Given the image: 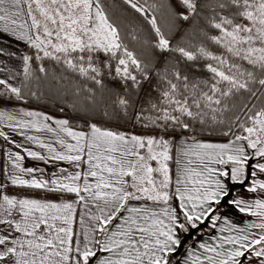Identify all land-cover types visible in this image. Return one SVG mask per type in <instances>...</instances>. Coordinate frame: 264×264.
<instances>
[{
    "label": "snow or ice",
    "instance_id": "snow-or-ice-1",
    "mask_svg": "<svg viewBox=\"0 0 264 264\" xmlns=\"http://www.w3.org/2000/svg\"><path fill=\"white\" fill-rule=\"evenodd\" d=\"M201 20L173 43L181 22ZM5 36L34 51L20 57L19 86L0 79V102L25 101V82L46 77L49 59L72 74L59 78L71 86L62 90L89 119L79 128L37 110L0 109V125L41 149L17 145L28 157L73 168L45 178L9 151L0 264H242L253 256L264 264V179L255 178L264 176V0H0V43ZM156 51L168 54L163 64L147 55ZM5 54L15 55L0 47ZM200 67L206 77L196 75ZM96 116L143 134L92 122ZM0 138L16 143L3 130ZM250 160L257 163L249 173ZM249 175L246 190L257 196L229 200V183ZM10 185L44 195H10ZM224 203L257 220L234 223L221 214ZM192 232L201 239L187 245Z\"/></svg>",
    "mask_w": 264,
    "mask_h": 264
},
{
    "label": "crops",
    "instance_id": "crops-1",
    "mask_svg": "<svg viewBox=\"0 0 264 264\" xmlns=\"http://www.w3.org/2000/svg\"><path fill=\"white\" fill-rule=\"evenodd\" d=\"M26 42L23 41H17L15 38L9 39L7 36H5L2 40V43H0V47H5L8 52L15 53V55H0V79H7L9 83L13 84L14 86H19L21 83V76L22 75H15L16 73L22 72V61L20 59L21 55L26 54L27 49ZM25 110H37L44 112L46 114H49L55 118H66L65 115L53 112L50 110H46L43 108L31 106L29 104L19 102L16 100L11 101H3L0 102V109H7L9 111L18 112L20 109ZM0 130L6 131L9 134L10 140L15 141L16 143L13 144L9 141H5L3 138H0V181H4L6 179L7 174L12 170L11 169V162L8 160V153L20 151L22 155H24V160L21 162L24 167H32V168H40L44 170V176L47 178L51 173L57 172L58 168H67L69 171H73L72 166L66 162V161H57L55 163L52 162H46V161H39L34 158L28 157L22 150V148L17 147V145H23L25 147H30L33 150L41 151L38 145H33L31 142L27 141L24 136H21L19 132H12L7 127L0 125ZM26 135H37L36 131L34 129H25L24 130ZM42 138L45 139H51V134H41ZM179 139V137H178ZM177 139V140H178ZM201 139L205 140H213L222 142L225 141L228 138H211V137H201ZM264 162V161H261ZM257 163V160H254L253 162V169L255 168V164ZM255 178L264 179V176H260L259 174ZM253 179V177H251ZM250 182L246 185L245 189H236L235 193L233 195V199L237 197H242L244 199H252L253 197L257 196L255 193H249L246 189L250 185ZM7 193L10 195H19V196H42L44 193L33 190V189H27V188H21L18 186H9L7 189ZM50 198L56 199L57 197L51 196ZM68 199H74L73 196H68ZM221 214H227L229 218L234 222L237 223L240 226H245L248 222L252 220H257L256 217L251 216L250 214L246 213H239L236 209L233 207L228 206H222L221 205ZM258 222V221H257ZM205 234V237L209 232L212 230L207 226L206 228L200 230ZM258 231V230H253ZM201 236L199 233L195 234L194 238L191 239L187 245H193L196 243L197 240H200ZM186 245V246H187ZM184 255V250L179 254L180 257ZM177 257H174L173 259H176ZM242 259V264H257V258L254 256L250 260H244Z\"/></svg>",
    "mask_w": 264,
    "mask_h": 264
},
{
    "label": "trees",
    "instance_id": "trees-1",
    "mask_svg": "<svg viewBox=\"0 0 264 264\" xmlns=\"http://www.w3.org/2000/svg\"><path fill=\"white\" fill-rule=\"evenodd\" d=\"M106 2L109 5L112 4H119V0H106ZM178 10L183 11V9L178 8ZM114 11L116 12L117 16H126L129 21H131L134 25H142L143 21L139 17L138 14H135L132 12L131 9H127L126 12L121 11L120 8H115ZM181 29L180 31H177L173 34V43H176L181 40V37L184 35V33L191 32L192 30L198 29L199 27L203 26V21H190V22H181ZM144 27H147L144 25ZM130 47L138 48L137 45L130 44ZM33 49H31L29 46H27L26 54L32 55ZM147 55L149 58H154L158 65L163 64L167 57V53H160L158 51L156 52H148ZM40 63L39 61L33 62V67L36 66V64ZM45 67L48 69V75L45 77L43 74L40 75V80L37 81L35 79H32L31 81L25 82L27 84V87L23 89V92L25 94V101H19L26 104H29L31 106L43 108L46 110H50L53 112H57L60 114L65 115L70 123L75 127L79 126V128H86V121L89 119L88 115L80 110H74L71 107L72 99L70 96L64 95V91L62 90V85L64 88L70 89V85L67 84V79L64 81H60V77L70 78L72 74L70 72H67L62 65L57 64L55 61L45 59L43 61ZM203 62H201L202 64ZM196 75L200 77H206L208 73L205 69L202 67L199 68L198 71H196ZM21 81H23V76H21ZM105 84L110 89H120V85L118 82H114L109 78H105ZM91 86V85H90ZM1 87V91H3V86ZM149 86L148 84H145V90H148ZM122 91V89H120ZM31 92H36L39 99L35 97L30 96ZM14 100V99H13ZM252 103L260 104V100L253 99ZM63 109V111H61ZM92 122H98L101 124H105V126L110 128H116L124 131H133L138 134H142L143 130L139 127H132L131 122L125 123L123 121L116 123H105L99 116H96ZM179 136L176 138L178 139ZM202 137H211V138H227L220 135H207L205 134ZM173 155L175 156V149L173 150ZM170 167H172L173 172L175 171V164L170 163ZM174 258V257H173Z\"/></svg>",
    "mask_w": 264,
    "mask_h": 264
},
{
    "label": "water",
    "instance_id": "water-1",
    "mask_svg": "<svg viewBox=\"0 0 264 264\" xmlns=\"http://www.w3.org/2000/svg\"><path fill=\"white\" fill-rule=\"evenodd\" d=\"M253 162L254 160H250L249 164H250V167H249V173L252 171L253 169ZM250 179H251V176L249 175V178L247 180H245L244 184H239V183H235V182H232V183H229V188L231 189V196L229 197V200L233 197L234 193H235V190L236 189H245L246 188V185L250 182ZM222 206H228V207H231L230 204H227V203H224L222 204ZM208 225L207 223H205L204 225H201V229H204L206 228ZM191 231V230H190ZM195 234H197V232H192V234L187 238V243L194 238ZM183 251V249H181L180 253Z\"/></svg>",
    "mask_w": 264,
    "mask_h": 264
},
{
    "label": "rangeland",
    "instance_id": "rangeland-1",
    "mask_svg": "<svg viewBox=\"0 0 264 264\" xmlns=\"http://www.w3.org/2000/svg\"><path fill=\"white\" fill-rule=\"evenodd\" d=\"M2 89H1V87H0V91H1ZM143 134V133H142ZM231 199H233V198H231Z\"/></svg>",
    "mask_w": 264,
    "mask_h": 264
}]
</instances>
